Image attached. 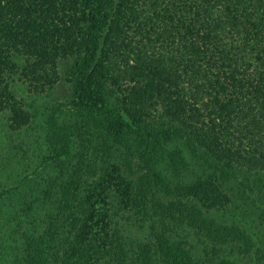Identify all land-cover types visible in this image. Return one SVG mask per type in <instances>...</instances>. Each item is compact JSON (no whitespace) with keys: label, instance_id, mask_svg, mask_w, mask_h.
Masks as SVG:
<instances>
[{"label":"trees","instance_id":"1","mask_svg":"<svg viewBox=\"0 0 264 264\" xmlns=\"http://www.w3.org/2000/svg\"><path fill=\"white\" fill-rule=\"evenodd\" d=\"M16 75L70 94L8 264H264L260 235L220 217L238 171L264 172V0H0L13 132L36 119ZM194 158L206 171L184 178Z\"/></svg>","mask_w":264,"mask_h":264},{"label":"rangeland","instance_id":"2","mask_svg":"<svg viewBox=\"0 0 264 264\" xmlns=\"http://www.w3.org/2000/svg\"><path fill=\"white\" fill-rule=\"evenodd\" d=\"M8 80L17 96L23 98L36 114V119L30 126L13 132L8 128L7 113L0 111V264H8V253L11 251L8 224L16 222L13 220V214L18 212L21 215V210L25 209L21 205L22 199L24 200L22 195L25 193L21 191L20 184H23L24 188L27 186L25 184H31L37 195L45 188L42 178L47 177L45 173L51 163L49 158L46 162L42 161L49 152V141L45 139L46 118L59 108L56 116L61 122L68 110L65 103L70 94V84L64 79L55 87L40 93L31 92L32 88L19 75ZM196 159L194 158L193 166L182 172L181 176L192 179L198 172L206 171L204 166H198L200 161ZM237 175L226 184V191L232 197L233 204L227 211H221L220 217L241 224L250 232L258 233L259 241L264 242V172L238 171ZM26 190L29 194V190ZM193 244L198 255L205 257L202 243L193 241ZM218 255L215 257V264H220L218 259L220 260L224 253L220 252ZM224 257L232 260L235 259V254L229 252ZM241 262L247 263L249 260L246 258Z\"/></svg>","mask_w":264,"mask_h":264}]
</instances>
